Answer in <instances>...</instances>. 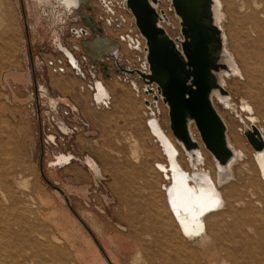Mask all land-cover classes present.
<instances>
[{"label":"rangeland","instance_id":"1","mask_svg":"<svg viewBox=\"0 0 264 264\" xmlns=\"http://www.w3.org/2000/svg\"><path fill=\"white\" fill-rule=\"evenodd\" d=\"M159 1V9L167 12L169 18V23L163 22V26L173 38L182 36L179 18L171 7V0H166L165 3L164 0ZM221 1L222 26L228 38L226 46L236 55V45L245 49L255 37L251 27V0ZM88 4L93 8L91 15L104 28L103 34L119 43L120 57L124 64L141 68L145 39L140 35L133 15L125 10L123 0H90ZM83 13L90 14L87 6H82L75 16L68 17L56 6L54 0H0V172H8L17 191L20 210L10 211L9 197L5 196L7 194H0L3 206L5 205L0 214V221H12L10 232L4 236L3 248L7 249V252L4 251L1 255L5 258L3 264H84L78 260L73 244L54 226L50 212L55 206L68 210L73 219L85 228L89 240L94 241L97 248L95 245L92 248L89 258L92 263L95 257L101 258V254L105 259L101 258L103 264H107L106 261L114 264L88 220L109 235L102 236V240L104 239L105 243L108 240L110 245H114L122 264H163L160 259L162 256L167 258L169 264H209L210 257L204 256L202 248L194 241L181 236L182 245H178L181 251L179 248L170 250L166 247L160 230L152 227L155 218L151 215V210L154 204L158 206L159 202L162 207L168 204L165 185L170 183L163 174L165 169L160 166L162 172L156 166L158 162L167 164L168 161L162 146L147 124L151 110L156 111L157 108L152 106L150 109L145 104V99L152 102L153 96L145 93V84L138 76L133 79L118 73L114 61L108 57L105 58V64L109 67L110 77L106 76L107 72L100 64L94 66L81 48L84 40L94 37L82 18ZM82 29L87 31L86 35L81 33ZM127 36L131 45L127 42ZM60 41L76 54L81 72L78 73L70 66L68 58L58 46ZM236 60L243 69V62L237 55ZM14 73L18 77L16 81L12 78ZM118 75L124 79L123 82L116 83L118 89L123 92L121 103L114 99L112 109L100 106L97 104L98 99H109L110 93L99 94L97 87H102L103 79L108 85L114 86L112 82ZM65 84L69 89L65 88ZM246 87L248 78L243 70L242 74L231 76L225 83L234 108L225 106L218 98L214 99L216 109L229 125V137L232 139L230 131L235 130L245 142L244 145L248 146L245 160L250 167L241 176L235 172V177L220 187V190L231 192L227 195L228 199L225 197V206L211 213L218 214L222 224L232 223L230 214L234 210L239 214L240 210L249 205L258 206L257 202H261L264 208V184L258 176L254 159L255 149L244 134V123L249 124L251 116H257L256 125L264 129V105L259 112ZM78 96L84 99L83 104L85 102L87 110L74 106ZM244 100L255 105L253 115L243 108ZM158 109L160 113L157 116L162 128L183 152L185 158L182 165L190 171L189 155L187 156L172 134L168 107L162 100H159ZM86 122L92 123L87 126ZM61 124L68 130L65 131ZM193 129L210 155L217 173L213 155L206 149L195 125ZM78 148L87 152L92 148L98 154L97 157L89 158L80 153L67 163L75 162L77 169H83L87 173L81 175L85 180L84 184L89 185L90 189L89 193L87 190L88 197L84 200L62 194L59 188L62 184L56 182L60 180L59 172L63 173L60 168L65 164L53 165L60 154L57 157L55 155L60 150ZM180 156L179 153L178 158ZM87 157L92 159L95 165L97 163L103 167L97 183L94 177L99 173V169L91 166ZM73 173L79 175L75 171ZM255 176L256 180L253 181ZM48 200L51 203H47ZM114 212H119L120 215L116 216ZM21 219L25 220L24 224L20 223L22 228L13 224ZM207 221V231L215 239L213 230H216L218 225L213 219L208 218ZM262 223L264 225V219ZM221 230L226 233L227 228L221 225ZM132 232L138 233L129 237ZM100 233L102 235V231ZM40 235L44 239L39 237ZM258 237L259 234H256V238ZM145 247L147 252H142L141 249L144 250ZM45 248L47 253H44ZM137 249L141 250V258L135 252Z\"/></svg>","mask_w":264,"mask_h":264},{"label":"water","instance_id":"2","mask_svg":"<svg viewBox=\"0 0 264 264\" xmlns=\"http://www.w3.org/2000/svg\"><path fill=\"white\" fill-rule=\"evenodd\" d=\"M89 1L83 0L81 6H87L89 12H92ZM159 2L123 0L125 10L133 15L140 35L145 39L141 68L124 64L120 57L119 43L103 34L102 24L91 14L83 13L82 18L89 25L94 37L84 40L81 44L94 66L100 64L107 72V77L111 74L105 64L106 57L114 61L118 73L133 79L138 76L144 82L145 93L153 96V101L145 99V104L150 109L152 106L157 108L156 111L151 110L147 124L168 156L169 170L176 174H185L179 181L182 184L185 181L193 182L196 195L201 196V199H210L217 197L220 187L227 183L229 165L235 158V152L229 144L227 124L214 104L215 92L229 97L221 82L222 71L232 73L226 51L227 40L217 23L216 0H171V7L181 26L182 36L176 38H173L162 24L169 23V18L164 10L159 9ZM80 9L81 7L78 10ZM81 33L86 35L87 31L82 29ZM90 43H94V48L88 47ZM75 70L81 72L80 67H75ZM159 100L168 107L172 134L187 156L191 154L192 164L197 163L196 151L200 148L190 129L191 125H195L203 144L216 161V182L202 165H198L202 171L193 168L190 179L186 177L188 172L183 170L177 160L179 151L174 149L157 116L160 113ZM224 104L227 107L232 106ZM244 134L255 151H264V135L259 126L244 123ZM156 166L163 171L160 164L157 163ZM165 178L169 180L167 175ZM175 188L176 184L169 185V202L173 195L177 196L178 191L176 189V192ZM186 198V202L191 201L194 209L199 208V202L189 193ZM220 206L221 202L218 208ZM179 210L188 214L182 211V208ZM211 210L214 209L208 208L207 211Z\"/></svg>","mask_w":264,"mask_h":264},{"label":"bare ground","instance_id":"3","mask_svg":"<svg viewBox=\"0 0 264 264\" xmlns=\"http://www.w3.org/2000/svg\"><path fill=\"white\" fill-rule=\"evenodd\" d=\"M165 2H166V0H164V3ZM54 3L56 4V6L60 7L61 10L67 14L68 17H70L72 14L75 13L76 9L78 10L80 7H82L81 4L83 3V0H54ZM216 4H217L216 5L217 23L222 28L224 36L226 37V40H227L228 38H227L225 31L223 29V26H222L223 25L222 24V21H223L222 1L216 0ZM249 7L251 8V11H252L251 12V14H252L251 15V27L253 29L255 37L252 38L251 43L245 49H240L239 45H236V43H235L236 55L243 62V65H242L243 69L237 63L236 55L234 54V52L229 50L226 46V51H227L228 57H229V66L231 68L232 73L228 72V71H222L221 72V82H222V85L225 86V83L227 82L228 78H230L233 75L239 76V74H242L243 70H244V72L246 73L247 78H248V87H246V88H248V91L251 94L253 103L256 104V108L260 112L263 109V108H261V106L263 107V105H264V0H251ZM176 23H177V21H176ZM228 34H230V33H228ZM127 40H128L127 42L131 45V41H129V36H127ZM233 41H234V39H233ZM235 45H234V47H235ZM58 46H59L60 50H62L64 52V54L66 55V57L68 58L67 61L69 62V64L71 61V63H72V64H70L71 67H73V68L80 67L79 66L80 63L77 60L76 54L69 47L65 46L64 43L61 41L59 42ZM88 47L94 48V43L88 44ZM234 47H232V48H234ZM81 48H83V46ZM12 78L15 81L18 79V77L15 73H14V75H12ZM228 83H229V81H228ZM101 86L102 87H97V89L99 88L98 92H99V94L105 95V93L108 92V88L106 87L105 83H103ZM246 86H247V84H246ZM65 88L69 89V86L65 84ZM97 89H95V90H97ZM215 98H218L221 102L226 103L230 106L232 105L230 97L221 96V95H219L218 92L214 93V99ZM98 100L99 101L97 102V104H99L100 106L108 105V99H102V97H101ZM51 103H52V101H51ZM254 104L252 105L251 102L244 100L242 103V106L246 111L250 112V114L253 115V112H254L253 106H255ZM51 105H50V107H51ZM231 108H234V106L232 105ZM262 112H264V111L262 110ZM259 115H260V113H259ZM257 120H258L257 116H251L249 119V124L248 123L247 124L249 126L251 125V123L256 124ZM225 122L227 124L228 131H229V125H228L226 120H225ZM62 128L65 131L68 130V128L65 125H62ZM259 128L261 129V131L264 135V129H262L261 127H259ZM190 129H191V132L193 134L194 139H196L200 145L199 150L196 151L197 163L192 164L191 154H188L189 155L188 161L191 162V170L188 171L187 169H185L182 165L184 162L185 156H184L183 152H181V149L175 145V143H174L175 141L173 140V138H171L168 135L169 139L173 143L174 149L179 151V153L181 155L180 158L177 157V160H178L180 166L183 168V170L188 172L186 174L187 178H189L192 175L191 172H192L193 168L197 169L198 171H202V169L198 166V165H202V166H204L205 170L206 169L208 170L211 178L215 181V179L217 177V173L215 172V168L213 166L212 159H211L210 155L203 148L200 140L197 137L198 135L196 136L194 134L195 132L193 129V125H191ZM230 132H231L230 135L232 134L231 135L232 139L228 135L229 144L235 152V158L233 159V161L229 165V176L227 178V182L231 178L235 177V174H234L235 172L241 176L246 171H248L250 169V167H248V165H247L248 163L245 160V158L247 156L246 151H247L248 146L246 147L244 145L245 142L241 138L240 134L235 132V130H231ZM166 157H167V161H168V156L166 155ZM89 158H88V162L90 163L91 166H94L96 169L97 166L94 164V161L92 159H89ZM72 159H74V157L72 155L68 156L65 154H60L56 158L57 161L53 162V165L55 163L67 164ZM254 159H255V163H256V167H257L258 176L260 177V179L262 180V182L264 184V151H261V152L255 151ZM158 164H160V166L165 169L164 172L162 170L161 171L163 172V174L168 176L169 182H170L169 185L172 183L174 185L176 184L175 191H176V189L178 191V193L176 194L177 196L173 195L171 197V200H170L171 202H169L170 197L168 196V193H167V190L169 189V185H167V186L165 185V190H166L165 195H167L168 204H165V206L162 207V205H160V202H159V205L157 206V204H154V208H152V210H151V215H153V217L155 218L152 227L154 229L160 230L161 235L163 236V238L166 241V244H167L166 247L167 248H169L170 250H172V248L173 249L179 248V251H181L180 247L178 245L179 244H180V246L182 245L181 236H183V238L185 237L191 241H194L195 244L199 245L202 248V253H204V256L210 257V259L208 260L209 264H264V257H263V255H264V225L262 223V220L264 219V208H263V206H261V202H257L258 206H255V205L254 206L253 205L247 206L245 209L240 210L239 214H237L236 210H234V212H232L230 214V217L232 218V223L222 224L221 223L222 221L220 220V218H218L219 215L218 214L212 215L211 213L219 211L225 206V197L227 198V195L231 194V192L229 190L225 191V190L219 189L220 194L217 197H212L210 199H204V198L200 199V201H198L199 202V208L194 209L192 207V203H190L191 201L186 202L187 201L186 197L188 196V193L186 190L187 189L196 190V187L194 186L193 182L185 181V183H184L185 185L182 184L179 180L182 177V175H185V174H182V172L176 174L175 172L173 173L171 170H169V166H170L169 161L167 164L160 163V162H158ZM215 165H216V161H215ZM250 166L252 167V165H250ZM216 167H217V165H216ZM172 168L175 169L174 167H172ZM217 171H218V168H217ZM255 174H256V172H255ZM8 175H9L8 172H6V173L0 172V194H2V195L7 194L5 196L9 197L10 205L8 208L10 209V211H20L18 198H17V191L14 189V187L10 181V177ZM253 178H254L253 181L256 180V176ZM252 184H253V182H252ZM254 184H255V182H254ZM248 185H250V184H248ZM255 186H258V185H255ZM250 196H251V194H250ZM253 196H255V195L253 194ZM230 197H231V195H230ZM239 197H241V196H239ZM174 199L176 200L178 205H180L182 203H188L191 206V211H185V209L183 207L174 208L173 207V200ZM241 200H242V198H241ZM253 200H252V202H253ZM261 201L263 203V200H261ZM219 202H221L220 208H218ZM47 203H51V201L48 200ZM230 203L231 202H229V204ZM238 204H240V203H238ZM4 206H3V203H2L1 198H0V214H1L2 210L4 209ZM180 208L183 209L182 211L188 212V214L186 215L184 212H181L179 210ZM208 208H210V209L212 208L214 210H211L208 212L207 211ZM50 213H51V217H52V220H53V223H54V226L56 227V229H58V231L62 234V236H64V238H66V240L69 241L70 243H72L73 246L75 247L76 253H77L76 255H78L79 261H83L84 264H95V262H97L99 264H103L104 261H102L99 256L95 257V261L93 263L89 260L90 255L92 253V248L94 246V244H93L94 241L92 242L91 240H89V237L84 230L85 228L83 229L79 225V223L75 219H73V217L71 216V214L68 210H66L65 208H60L59 206H55L51 209ZM223 213L225 214V211ZM223 213H221L222 216H223ZM209 214H211V215H209ZM228 214H229V212L227 213V215ZM82 216H84V215L82 214ZM13 217H14V215H13ZM19 217H20V215H19ZM84 217L86 218V216H84ZM129 217H131V216H129ZM208 218H210V220L213 219V222L216 225H218L217 229L213 230L215 239H213L212 236L209 235V233L207 231V227H208L207 226V222H208L207 219ZM22 219L20 221L16 220L13 224L15 226L19 227L20 223L23 222V224H24V222L26 220L25 218H24L25 220H22ZM86 219L88 220V218H86ZM2 220H4V219H2ZM34 220H35V218H34ZM36 220H37V218H36ZM130 220H132V219H130ZM27 221L28 220H26V222ZM182 221H183V223H182ZM88 222H89L91 228H93L95 230L96 234L100 235L101 231H100L99 227H97L96 224H94L93 222H91L89 220H88ZM138 222H140V221H138ZM138 222H137V224L139 225ZM11 225H12V221H10L8 219L5 222L0 221V264H3V261L5 259V258L3 259L1 257V255L3 254L4 251L7 252V249L3 248V242L5 241L4 236L10 232V226ZM221 225L224 228H227L226 233H224V232L222 233L223 229L221 230ZM37 226H39V225H37ZM20 227L22 228V224L20 225ZM39 228H40V226H39ZM186 229H187V231H186ZM19 230H21V229H19ZM20 233H22V232H20ZM137 233H135V234H137ZM188 233H191V235H189ZM133 234H134L133 232L130 233L129 237H132L135 235V234L134 235ZM256 234H259L258 238H256ZM24 235H28V234H24ZM39 237L43 238L41 235ZM22 238H25V237H22ZM41 238H40V240H42ZM55 239L57 240L58 238L56 237ZM24 240L26 241V239H24ZM11 243H12V241H11ZM15 244H17V243H15ZM43 245H44V243H43ZM52 246H54V244ZM29 248H31V247H29ZM108 248L112 249V246H108ZM33 249H34V247H33ZM141 250H142V252L143 251L147 252L146 247L144 250L143 249H141ZM141 250L137 249L135 252L138 255H140ZM40 251H43V250H40ZM16 252H17V250H16ZM21 253H23V252H21ZM21 253L19 254L20 256H21ZM34 253H33V255H34ZM44 253H47L46 248H45ZM54 253H56V252H54ZM167 253H168V251H167ZM49 254H51V253H49ZM116 254H117V252H116ZM116 254L111 253L112 259L115 261L116 264H122ZM8 255L10 256L9 252H8ZM55 255L56 254H54V256ZM214 255H216V257H214ZM54 256H53V258H54ZM141 257L142 256L140 255L139 258H141ZM60 258H61V256H60ZM45 259H47V258H45ZM160 259H161L163 264H169V262L167 261V258L162 256V258H160ZM13 260L14 259H12V261ZM16 260H18V259H16ZM55 260H57V259H55ZM152 260H153V258H152ZM35 261H37V260L35 259ZM40 261H42V260H40ZM23 262H25V261H23ZM37 262H39V261H37ZM20 263H22V262H20ZM59 263H60V261H59ZM152 263L155 264V262H152ZM190 264H192V263H190ZM193 264H196V263L193 262Z\"/></svg>","mask_w":264,"mask_h":264},{"label":"crops","instance_id":"4","mask_svg":"<svg viewBox=\"0 0 264 264\" xmlns=\"http://www.w3.org/2000/svg\"><path fill=\"white\" fill-rule=\"evenodd\" d=\"M111 76V75H110ZM109 76V77H110ZM124 79H122L121 77H118L116 78L115 77V80L112 82L114 86H110L107 84L106 80L103 79L102 81L105 83L106 87L108 88V92L110 93V97L108 99V105L105 106L106 108H109V109H112V105H113V102H114V99H117V103H121V99H122V95H123V92L120 91L118 89V86L116 85V83H118L119 81H122L123 82ZM99 81V80H98ZM111 87V88H110ZM83 98L82 97H77V100L76 102L74 103V106L80 110L86 108V110L88 109L87 108V105H84L83 104ZM90 124L92 122H89ZM88 122H86L85 124L87 126H89ZM81 153L82 156H89V157H97L98 154L94 152V150H92V148L87 152V150H82V149H64V150H60L59 153H57L55 156L57 157L59 154H65V155H68V156H79V154ZM97 168L99 169V173H97L96 175L92 172V170H90L91 173H93L95 175L94 179L97 183V180L100 176V174L102 173V165L101 164H97ZM78 167L76 166V163L75 162H72L71 164H65L62 166L61 171H63V173L59 172V179L61 180H58L56 183L61 185L60 190L63 192H61L62 194H68L69 196H74L76 199H80V200H84L85 198H87L88 196H86V193H87V190H88V193H89V185L87 184H84L85 180L83 179V177L81 176L83 173H85L84 175H87L86 171H84L83 169L79 170L77 169ZM76 172V173H79L78 174H75L73 172ZM87 188V189H86ZM66 198H68L66 196ZM120 211V210H118ZM121 212V211H120ZM114 214L116 216L120 215L119 212L118 213H115ZM102 231V235H97L98 236V239L101 243V246L105 249V252L110 254L111 253H114L116 254V249L114 247V245H110V242H108V240L106 241L105 243V240L103 239L102 240V236L104 237H107L109 236L104 230H101ZM114 242V241H113ZM94 244V243H93ZM106 244H109L110 246H112V249L111 248H108V246ZM95 245V244H94ZM96 247V245H95ZM97 248V247H96ZM100 252V250H98ZM100 254V253H99ZM117 255V254H116ZM101 258H103V256L100 254ZM119 256V255H118ZM119 258V257H118ZM105 260V259H104ZM113 260V259H112ZM107 264H109L107 261H106ZM113 263L115 264L114 260H113Z\"/></svg>","mask_w":264,"mask_h":264},{"label":"snow or ice","instance_id":"5","mask_svg":"<svg viewBox=\"0 0 264 264\" xmlns=\"http://www.w3.org/2000/svg\"><path fill=\"white\" fill-rule=\"evenodd\" d=\"M186 191L192 197L195 198V201H200L201 196H197L196 193H195V190H193V189H187ZM173 207L174 208L183 207L185 209V211H191V206L188 203H182V204L178 205L175 199L173 200ZM182 223H183V221H182ZM186 231H187V229H186ZM188 234L191 235V233H188Z\"/></svg>","mask_w":264,"mask_h":264},{"label":"flooded vegetation","instance_id":"6","mask_svg":"<svg viewBox=\"0 0 264 264\" xmlns=\"http://www.w3.org/2000/svg\"><path fill=\"white\" fill-rule=\"evenodd\" d=\"M77 11H79V10L76 9L75 13L72 14L71 16H75V14H77ZM89 13L91 14L92 12H89ZM71 16H70V17H71ZM77 19H78V18H77ZM86 23H87V22H86ZM87 25H88V24H87ZM88 26H89V25H88Z\"/></svg>","mask_w":264,"mask_h":264}]
</instances>
